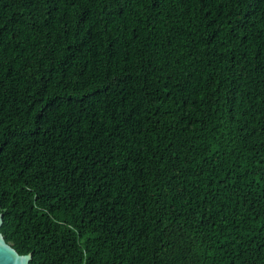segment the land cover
Returning a JSON list of instances; mask_svg holds the SVG:
<instances>
[{
  "label": "trees",
  "instance_id": "trees-1",
  "mask_svg": "<svg viewBox=\"0 0 264 264\" xmlns=\"http://www.w3.org/2000/svg\"><path fill=\"white\" fill-rule=\"evenodd\" d=\"M0 212L28 264H264V0H0Z\"/></svg>",
  "mask_w": 264,
  "mask_h": 264
},
{
  "label": "water",
  "instance_id": "water-1",
  "mask_svg": "<svg viewBox=\"0 0 264 264\" xmlns=\"http://www.w3.org/2000/svg\"><path fill=\"white\" fill-rule=\"evenodd\" d=\"M2 221V213L0 212V225ZM31 256V252L19 253L5 240L0 231V264H28Z\"/></svg>",
  "mask_w": 264,
  "mask_h": 264
}]
</instances>
